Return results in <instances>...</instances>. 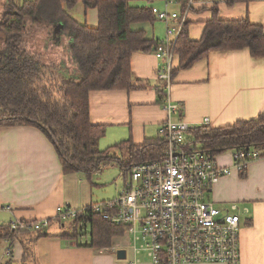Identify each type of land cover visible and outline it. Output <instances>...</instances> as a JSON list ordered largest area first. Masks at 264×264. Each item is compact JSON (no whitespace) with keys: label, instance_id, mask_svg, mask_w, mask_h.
I'll list each match as a JSON object with an SVG mask.
<instances>
[{"label":"crops","instance_id":"crops-1","mask_svg":"<svg viewBox=\"0 0 264 264\" xmlns=\"http://www.w3.org/2000/svg\"><path fill=\"white\" fill-rule=\"evenodd\" d=\"M134 1L141 0H129L130 6L163 10L160 8L164 0H143L147 2L143 5L131 4ZM171 6V12L180 11V4ZM213 6V2L197 1L188 14L186 22H189L191 41L201 38ZM217 8L221 20L247 18L264 28V0H251L233 7L219 2ZM74 19L95 28L97 11L84 10L83 21ZM131 29L142 31L152 41H160L166 35L165 23L156 19L133 24ZM159 65L153 51L133 53L130 67L134 78L142 81L141 88L89 93L90 121L105 127L100 141H108V146L113 147L129 138L140 145L158 137L159 125L166 119L156 95ZM172 66H178L177 56ZM169 96L181 106V118L191 125L208 120L209 128L213 129L264 117V60L252 58L246 49L212 51L190 68L175 72ZM215 160L231 171L214 187V203L220 207L240 203L249 209L241 217L239 264H264V158L248 164L243 176L232 168L231 152L216 155ZM98 186L83 174H64L54 147L38 128L0 127V226L7 227L14 221L50 220L44 231L46 237L35 239L33 233H22L13 240L3 241L0 264H126L133 258L137 264H151L144 254L134 256L129 246L120 247L115 242L118 237L110 247L97 250L61 237L69 228L55 221L56 208L81 209L97 202L93 196L94 187ZM9 249L10 256H7ZM119 250H124L126 259L116 258L115 251Z\"/></svg>","mask_w":264,"mask_h":264},{"label":"trees","instance_id":"trees-1","mask_svg":"<svg viewBox=\"0 0 264 264\" xmlns=\"http://www.w3.org/2000/svg\"><path fill=\"white\" fill-rule=\"evenodd\" d=\"M195 1L213 2L212 16L198 41H191L188 36L189 22L183 24L174 45L178 66H172L171 78L177 70L190 68L212 51L246 49L252 58L264 60V28L261 25L247 18H219V2L233 7L251 0ZM77 3H81L84 10L96 9L95 28L71 17L69 10ZM154 20L150 7H132L129 0H32L22 4L3 0L0 127L38 128L54 147L62 172L80 173L88 180L106 166H117L127 178L132 166L163 159L165 144L159 136L140 145L129 138L113 147L99 149L105 127L91 123L88 100L93 91L129 92L142 87V81L132 74L131 55L154 51L158 41L147 40L142 31H133L131 26ZM28 23L35 28H50L49 39L55 45H59L61 39L67 40L66 53L71 68L46 67L39 55L28 53L23 45ZM156 95L161 106L166 97L164 82L159 81ZM191 140L213 156L249 147L264 158V117L213 129L202 125L191 132ZM115 149L125 150L127 156H113L111 152ZM84 208L61 237L97 250L110 247L114 238L124 235V227L112 225L93 214L89 205ZM80 221L90 225L89 240L85 244L80 242ZM44 231H14L9 226H0V242L13 240L22 233H33L35 239L48 236Z\"/></svg>","mask_w":264,"mask_h":264},{"label":"built area","instance_id":"built-area-1","mask_svg":"<svg viewBox=\"0 0 264 264\" xmlns=\"http://www.w3.org/2000/svg\"><path fill=\"white\" fill-rule=\"evenodd\" d=\"M164 2L166 6L180 4L179 12L151 9L155 19L166 25L165 38L158 41L153 51L160 61L156 78L164 82L166 92L161 105L166 119L158 128V136L165 144L164 157L132 166L117 198L89 206L106 222L124 227L133 255L142 253L151 264H239L241 217L249 209L240 203L223 207L214 203L213 189L220 178L230 174L231 168L218 165L215 156L191 140V132L197 127L210 129L208 120L200 125L186 123L181 118V106L169 96L174 45L196 1ZM231 158L232 168L242 174L248 164L262 157L246 147L231 152ZM84 209L59 206L55 219L70 226ZM48 221H14L8 226L14 231H42ZM78 228L81 244L88 243L89 223L80 221ZM126 264H137V260L133 258Z\"/></svg>","mask_w":264,"mask_h":264},{"label":"rangeland","instance_id":"rangeland-1","mask_svg":"<svg viewBox=\"0 0 264 264\" xmlns=\"http://www.w3.org/2000/svg\"><path fill=\"white\" fill-rule=\"evenodd\" d=\"M24 1H32V0H16V3L22 4ZM147 2L141 0L131 2V4L135 5H143ZM163 7L160 11H164L165 2L162 1ZM3 0H0V18H1V10H2ZM142 7V6H140ZM167 10L169 12L173 11V6L168 5ZM83 6L81 3H77L72 9L69 10V14L71 17L78 19L79 21H83ZM50 28L47 27H31L28 23L27 31L23 38V45L25 49L30 54H37L40 57L41 62L46 67H59L64 66L65 68H71V61L68 58L66 53L67 50V42L61 41L59 45H52V41L49 39ZM45 40L51 41L45 42ZM66 41V40H65ZM49 43V44H48ZM2 46V35L0 34V47ZM53 74V73H52ZM55 74V73H54ZM108 141H104L103 139L99 142V149H105L109 147ZM112 154L118 158H125L127 156V152L125 150L122 151H114ZM91 180L94 183L99 185L98 187H94V203H100L101 200L109 199L113 200L119 196L125 186V182L127 178L124 177L122 171L117 166H106L103 168V171L97 172L95 176L91 177ZM100 180V182H98ZM214 190V189H213ZM103 202V201H101ZM65 228H69V224L65 225ZM115 242H117L120 247L130 246V238L127 235L118 237ZM2 244V242H0Z\"/></svg>","mask_w":264,"mask_h":264},{"label":"water","instance_id":"water-1","mask_svg":"<svg viewBox=\"0 0 264 264\" xmlns=\"http://www.w3.org/2000/svg\"><path fill=\"white\" fill-rule=\"evenodd\" d=\"M116 258H117L118 260H123V259L125 258V252H124V250H119V251H117V253H116Z\"/></svg>","mask_w":264,"mask_h":264}]
</instances>
